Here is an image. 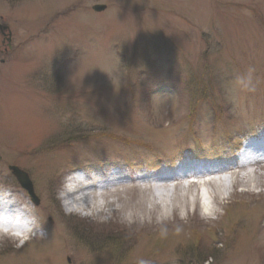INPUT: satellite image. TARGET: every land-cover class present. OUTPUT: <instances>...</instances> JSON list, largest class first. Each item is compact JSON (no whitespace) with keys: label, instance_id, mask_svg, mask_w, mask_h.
<instances>
[{"label":"rangeland","instance_id":"374dc122","mask_svg":"<svg viewBox=\"0 0 264 264\" xmlns=\"http://www.w3.org/2000/svg\"><path fill=\"white\" fill-rule=\"evenodd\" d=\"M0 26V189L40 231L0 237V264H264V168L221 175L220 193L208 178L93 191L91 212L60 198L74 169L232 160L264 131V0H0ZM250 67L256 90L241 91Z\"/></svg>","mask_w":264,"mask_h":264},{"label":"bare ground","instance_id":"6f19581e","mask_svg":"<svg viewBox=\"0 0 264 264\" xmlns=\"http://www.w3.org/2000/svg\"><path fill=\"white\" fill-rule=\"evenodd\" d=\"M144 148H148V146H144ZM190 165H198V164H193V162H188ZM218 163H221L214 171L206 173V174H202L198 173V174H185L182 176H176V175H172L168 178H164L161 179L159 177L157 178H146V177H141L140 179H137V181L142 185L146 186V185H152L155 182H159V183H166L168 181L170 182H175V187H179V190H184L187 191L186 189L189 188H195V186H197L196 183H191V184H187V185H182L183 182H187L186 180L189 177H195V178H208L210 180H207L206 185L210 186L212 184V187H214L218 193H220L222 190V188L224 187V184L220 181V176L221 175H230V176H235L237 174L240 175L242 173L247 172V170H252L253 167L255 168H264V161L256 163L254 165H252V163H249V161L245 164H240L239 163V159L238 158H233L232 160H221ZM217 163V164H218ZM211 164H205L203 166H210ZM128 178L123 177V178H116V179H105L104 181H97V183H93V181H91V186L88 188H83V189H73V190H64L63 191V195H61V199L64 201L68 200L71 201L72 203H76V204H80L85 206L86 205V199L89 197V194H91L93 191L94 192H98V191H103L102 188L105 187V185L108 186H115V183H122V182H128ZM115 181V182H114ZM86 182H90V180H85ZM101 183H104L103 185H101ZM120 185V184H119ZM182 186V187H180ZM131 188H137L135 186H129V187H125V189H131ZM150 189V188H149ZM116 190V189H114ZM112 190V191H114ZM111 191V192H112ZM102 196V194L100 195ZM66 205V204H65ZM104 205V204H103ZM67 206V205H66ZM187 206V204L185 203L184 208ZM208 209V208H207ZM10 217L5 219V221L1 222L0 221V237L4 236L6 233L8 232H12L15 231L18 234H20L21 236H28L29 234V224L27 222L28 218H31V214L29 215V211L26 209H21L20 205L17 204L14 200H13V196L10 199ZM99 214H103L102 211L98 212ZM16 220L17 222L14 223L13 220ZM176 220L178 221L179 219L176 218ZM199 234L196 232V238H198L199 240L202 238L201 236H198ZM201 237V238H200Z\"/></svg>","mask_w":264,"mask_h":264},{"label":"clouds","instance_id":"9594fccd","mask_svg":"<svg viewBox=\"0 0 264 264\" xmlns=\"http://www.w3.org/2000/svg\"><path fill=\"white\" fill-rule=\"evenodd\" d=\"M255 72L254 68H248L246 73L242 74V75H238L235 78L234 84L236 85V87L241 90V91H245V92H254L256 90L255 88V84H254V80H253V73ZM61 195H63V193H61ZM64 203L67 205L66 210L68 212H91L94 211L95 209L92 208H88L86 209L83 205L80 204H76V203H72L71 201H64ZM207 203V201H206ZM208 209L206 208L205 211H207ZM133 214L131 212H125L124 213V218L126 220H129V222H131V220L129 219ZM108 217H101V219H107ZM177 232L180 231L179 228L176 229ZM167 234V229L162 227L161 228V235L164 236ZM137 264H149V261L144 259V258H138L137 259ZM205 264H213V260L211 257L208 258V260L205 261Z\"/></svg>","mask_w":264,"mask_h":264},{"label":"water","instance_id":"95a60500","mask_svg":"<svg viewBox=\"0 0 264 264\" xmlns=\"http://www.w3.org/2000/svg\"><path fill=\"white\" fill-rule=\"evenodd\" d=\"M105 8H106L105 6L96 5L92 7V10L94 12H102L105 10ZM9 169L12 172V175L15 177L18 184L20 185V187L27 192L33 204L37 206L39 204V200L36 198V196L33 193L32 184L29 181L28 176L21 170L17 169L16 167H10Z\"/></svg>","mask_w":264,"mask_h":264},{"label":"trees","instance_id":"16d2710c","mask_svg":"<svg viewBox=\"0 0 264 264\" xmlns=\"http://www.w3.org/2000/svg\"><path fill=\"white\" fill-rule=\"evenodd\" d=\"M98 136H100V135H95V136H93V135H91V134H87V133H85V135H81V136H79L78 138L80 139V140H76V141H87V140H90V139H93V138H95V137H98ZM105 136H107V138H111V139H114L115 137H112L111 135H109L108 133L107 134H105ZM73 136H71V137H69L70 139H68V141L69 142H75V139H73L72 138ZM116 139V138H115ZM123 142L124 143H126V144H129V143H132V141L131 140H128V139H124L123 140ZM62 145V144H61ZM63 147H65V146H67V145H62ZM16 185V184H15ZM200 244V243H199ZM203 245H205V244H201L200 246H202L203 247ZM208 259V257L206 258V259H202V260H198V264H203V263H205V261Z\"/></svg>","mask_w":264,"mask_h":264},{"label":"flooded vegetation","instance_id":"af4514ba","mask_svg":"<svg viewBox=\"0 0 264 264\" xmlns=\"http://www.w3.org/2000/svg\"><path fill=\"white\" fill-rule=\"evenodd\" d=\"M0 34H2V36L4 35L3 28L1 26H0Z\"/></svg>","mask_w":264,"mask_h":264}]
</instances>
